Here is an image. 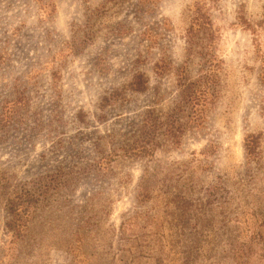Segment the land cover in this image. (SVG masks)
Returning a JSON list of instances; mask_svg holds the SVG:
<instances>
[{
    "label": "rangeland",
    "instance_id": "1",
    "mask_svg": "<svg viewBox=\"0 0 264 264\" xmlns=\"http://www.w3.org/2000/svg\"><path fill=\"white\" fill-rule=\"evenodd\" d=\"M0 264H264V0H0Z\"/></svg>",
    "mask_w": 264,
    "mask_h": 264
},
{
    "label": "trees",
    "instance_id": "2",
    "mask_svg": "<svg viewBox=\"0 0 264 264\" xmlns=\"http://www.w3.org/2000/svg\"><path fill=\"white\" fill-rule=\"evenodd\" d=\"M196 18V17H195ZM196 20V19H195ZM194 22V21H192ZM210 22L203 20L197 25L205 26L209 24ZM192 28V25H191ZM158 62H156V68H157ZM201 80L197 81H183L182 86L184 87V100H185V106H191L193 107V111L198 110L200 106H204L208 99H211L213 92L212 88L217 82V73L215 68H208L205 69L204 72L201 75ZM146 77L144 74L140 71H137L133 77L132 80L128 83L129 88L133 91H143L146 89ZM211 96V97H210ZM197 105V108L195 106ZM150 112V111H149ZM149 116V115H148ZM144 124L145 127H152V129L148 132V134L155 132L157 126L154 125V123L151 124V119L148 117L144 118ZM173 135V134H172ZM244 146L246 149V154L248 156H253L256 153V146L257 141L256 138H251V135H248L245 139Z\"/></svg>",
    "mask_w": 264,
    "mask_h": 264
}]
</instances>
